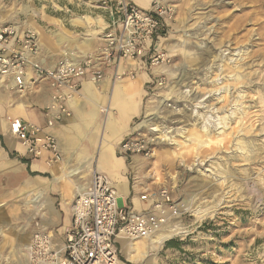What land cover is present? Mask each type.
I'll list each match as a JSON object with an SVG mask.
<instances>
[{"label":"rangeland","instance_id":"374dc122","mask_svg":"<svg viewBox=\"0 0 264 264\" xmlns=\"http://www.w3.org/2000/svg\"><path fill=\"white\" fill-rule=\"evenodd\" d=\"M102 1L0 0V24L37 30L42 44L44 36L56 42L62 35L71 43L88 30L81 17H99ZM156 42L167 60L159 69L149 67L157 78L139 118L146 125L142 131L156 138L155 151L149 158L138 156L148 163L151 189L167 187L179 206L163 230L181 224L189 232L162 246L151 237L127 239L139 241L135 258L120 242L121 263L264 264V0H181ZM42 44L51 66L70 46L55 43L44 52ZM103 87L101 93L110 96L113 87ZM208 112L224 121L210 138L200 129ZM104 114L98 151L87 170L82 158L62 156L59 163H46L53 172L38 177L21 160L34 159L27 150L9 148L0 136V264H26L24 248L47 220L45 213L55 212L53 205L44 207L46 195L62 211L69 187L74 196L65 198L72 207L76 186L86 187L92 169L101 170L96 157L110 134ZM74 145L80 150L91 142L77 132ZM68 168L75 172L68 174ZM198 210L206 213L201 219Z\"/></svg>","mask_w":264,"mask_h":264},{"label":"built area","instance_id":"2783aa9c","mask_svg":"<svg viewBox=\"0 0 264 264\" xmlns=\"http://www.w3.org/2000/svg\"><path fill=\"white\" fill-rule=\"evenodd\" d=\"M180 1L151 0L149 8L128 0L109 4L106 6L109 21L100 37L101 44L91 51L65 47L53 67L46 65L39 35L34 29L0 24L2 83L12 82L10 90L19 93L29 92L41 81H47L51 89L44 105L46 125L11 119V135L24 141L34 159L47 154V164L61 162L58 140L47 129L72 116L70 103L81 96L82 79L87 77L100 88L108 69L113 83L125 77L134 80L136 73L122 68L128 60L144 59L150 68L164 63L167 57L154 47L153 41L160 37L166 23L173 20ZM162 84L161 79L158 85ZM101 112L105 113L106 109ZM145 127L141 121L133 125L116 145L119 155L145 158L154 155L156 138L142 131ZM140 199L148 203L147 208L138 210L121 202L109 176L93 169L88 185L72 204V220L64 229L63 242L56 243L44 230L33 233L24 248L26 264H122L120 236L129 239L152 236L179 213V206L167 187L155 193H143Z\"/></svg>","mask_w":264,"mask_h":264},{"label":"crops","instance_id":"0c3cea01","mask_svg":"<svg viewBox=\"0 0 264 264\" xmlns=\"http://www.w3.org/2000/svg\"><path fill=\"white\" fill-rule=\"evenodd\" d=\"M130 1L142 8H149L150 6V4L143 5L141 3L142 0ZM108 3L110 2L107 0L102 1L99 17H81L82 19H87L86 21L89 23V27L87 32H81L83 34V37H81L78 41L70 43L68 42L67 37L65 35H62L59 38V41L54 42L52 40L49 41L48 38L44 36L43 44L41 40L43 51L50 52L51 47L55 48V43L57 45H61L60 48H62L64 45H70L69 47L76 48L81 51H91L93 49H96L101 44L100 37L108 25L109 15L108 10L106 9ZM153 45L157 48L156 40L153 41ZM46 65L53 67L50 64H47V62ZM122 68L131 69L136 73V78L134 80H129L127 78L126 80L122 81V83L117 84L118 89L121 91V93H123L122 99H133L134 104L137 105L135 113L126 112L123 107H121V111H117V108L119 106L112 99L115 86L111 91L112 97H109L108 93L102 94L97 91L92 82L87 77H84L82 79V91L85 97H79L71 101L70 107L72 110V116L56 127L49 128L47 130L57 138L63 157L72 160L82 158L84 160V163L92 156L93 153H95L99 146V132H101L102 128V124L99 122L102 112H99V109H101V106L110 104V108L113 107L115 109L113 111H111L112 108L109 110L111 111L112 115L108 119V127L110 124V134L108 140H112V145L107 146L104 149V153H99L97 155V163L101 165V171L106 173L116 185L117 190L123 200H121V202H125L129 206H134L136 209L141 210L148 207V203L140 199L141 194L146 192H148L149 194L155 193L154 190L151 189V177L147 168L148 163L146 162V160H143L145 158L142 159L138 155H119L115 145L117 143V140H121L126 135H128L133 125L140 120L139 118L143 114L144 110V106L142 105L143 99H145V97L148 95V88L151 86V84L154 83V79L157 78V76L155 77V73L157 71L155 73L151 71L146 65L144 59H137L130 63L127 62L122 65ZM109 73L110 71L108 69L107 77L102 84V86H104V90L106 89V91L111 90ZM50 92L51 89L47 81H41L37 86L32 87L28 93L19 95L13 94L11 90L5 89L3 85L0 84V94L2 96L0 98V115L3 119L0 126V136L6 145V134L12 136L10 133L9 121L14 118L13 113H15V109L11 111L10 108L20 101L26 102L29 105L27 107V111L21 109L17 110V112H20L22 114L20 118L25 122H32L45 126L46 120L44 115V105L50 98ZM77 132H80L82 135H84L85 139L91 142V145L80 150L76 149L74 143L76 140ZM120 134L122 136L121 139H119L118 137V135ZM16 139L17 138H15L14 141H16ZM102 146H100V148ZM15 148L16 147L11 149L21 152L20 150ZM46 156L47 154L39 159H33L31 161L29 160L25 162L29 170L38 172L36 173L38 177H42L40 172L48 170L50 172H53V169H50L46 164ZM68 188L67 190H65L63 195L65 204L62 207V211L58 210L55 207L52 198L49 195H46L52 200L55 212L52 213L53 215L51 216L50 213L47 212V210L45 211L47 212L45 213L47 215L45 219L47 220L42 223L40 230H42L43 225H45L43 230L49 232L53 236L56 243L63 242L64 229L68 225H70L72 220L71 207L68 206L69 200L65 197L70 196V194L71 197H73L74 195Z\"/></svg>","mask_w":264,"mask_h":264},{"label":"bare ground","instance_id":"6f19581e","mask_svg":"<svg viewBox=\"0 0 264 264\" xmlns=\"http://www.w3.org/2000/svg\"><path fill=\"white\" fill-rule=\"evenodd\" d=\"M151 0H142L141 1V3L143 4V5H149L151 2H150ZM150 7V6H149ZM18 27V26H17ZM37 31V30H36ZM39 33V32H38ZM39 41H40V39H39ZM41 44V43H40ZM132 61H135V60H128V62L130 63V62H132ZM157 67H160V65H158V66H156L155 68H157ZM164 71H166V70H164ZM31 75V73H29V76ZM129 79V80H132L131 78H129V77H125V78H122V79H120L119 81H116L115 83H113V81H112V79L111 78H109L110 79V83H111V86L112 87H114L115 89H114V92H113V97H112V99L114 100V102L119 106L118 108H117V111L119 110V111H121L120 109H121V107H123L125 110H126V112H130V113H132V112H136L135 110H136V108H137V105L136 104H134V101H133V99H129V100H123L122 98H123V93H121V91L118 89V86H117V84H120V83H122V81H124V80H126V79ZM136 82V81H135ZM0 84H2L3 85V87L5 88V89H7V90H10V88H11V86L13 85V83L12 82H9V83H6V84H4V83H2V81L0 80ZM93 85H94V87H95V89L97 90V91H99L100 93L102 92V90L99 88V87H97V85H95L94 83H92ZM91 88V87H90ZM19 93V92H18ZM24 93H26V92H24ZM19 94H23V93H19ZM82 94H83V98L85 97V95H84V93H83V91H82ZM127 95V94H126ZM109 96V97H110ZM2 96H1V94H0V98H1ZM126 98H127V96H126ZM21 99V98H20ZM23 100V99H22ZM203 101V100H202ZM202 101L200 100L198 103L199 104H201L202 103ZM115 105V104H114ZM29 105L26 103V102H18L17 104H15L13 107H11L10 108V110L11 111H13L14 109V111H15V113H13V115H14V118L13 119H15V118H20L21 117V113L20 112H17V110L18 109H21V110H26L27 111V107H28ZM103 109H106V114H105V117H106V121H107V126H108V119L111 117V115H112V113H111V111H109L110 110V107H109V104L108 105H105V106H101V109H100V111L99 112H101ZM32 113V112H31ZM0 114H1V111H0ZM115 115V114H114ZM95 116H98V115H95ZM2 117H1V115H0V126H1V124H2ZM118 121H119V119H118ZM8 122V121H7ZM32 123V122H31ZM113 123V122H112ZM118 123V122H117ZM223 123H224V121H223V118L221 117V116H214L211 112H208L207 114H205L204 116H203V119H202V121H201V126H200V129H202V131L207 135V136H209L208 138H210V135H211V133H212V129H213V127H215V129H221L222 127H223ZM83 127V126H82ZM109 127H110V124H109ZM107 128V127H106ZM110 129V128H109ZM117 129V128H116ZM221 131V130H220ZM117 132V131H116ZM165 135V134H164ZM213 135V134H212ZM109 137V136H108ZM118 137H119V139H121L122 138V136H121V134L120 135H118ZM16 137H14L13 135L12 136H9V135H7L6 134V143H7V146L8 147H10V148H14V147H16L15 149H18V150H20L21 152H23V151H25V149H26V145H25V143H24V141H22V140H20V139H16V141H14V139H15ZM202 140V139H201ZM112 140H108V139H105V142H104V144H103V146L100 148V152L99 153H104V149L107 147V146H109V145H112V142H111ZM100 142V141H99ZM209 142H210V140H209ZM98 151V150H97ZM98 153V154H99ZM86 166H87V168H86V170L87 169H89V168H91L92 166H93V156L92 157H90L85 163H84ZM13 165V164H12ZM99 168L101 169V165L99 164ZM93 170V169H92ZM99 171H101V170H99ZM73 172H75V169H71V168H68V174L69 173H73ZM59 178H61V176H58L57 178H56V180H58ZM66 179V178H65ZM114 183V182H113ZM116 186V185H115ZM118 186V185H117ZM76 189H78V192H77V195L78 194H80L84 189H85V187L84 186H76ZM43 204H44V207H46V206H49V207H52V205H53V203H52V200L49 198L48 199V201H45L44 200V202H43ZM49 210V209H48ZM205 211L204 210H198L197 212H196V214H197V216H198V218H203L204 217V215L206 214V213H204ZM189 231H188V229H187V227L186 226H184V225H181V224H178V225H175L174 227H172V228H168L167 230H163V232H161V233H159V234H154V236L152 235V236H147V237H144V238H142V239H145V238H148V237H151L150 239H152V242H153V244L155 245H157V246H162V245H164V243L166 242V241H168V240H170V239H172L174 236H176V235H178V234H186V233H188ZM120 239H121V242L123 243V249H124V251H125V253L126 254H129L130 255V258H135V257H137V255L141 252V251H139L140 249H139V247L137 246V243H139V241H137V242H133V243H130V244H128V242H127V239H129V238H127V237H124V236H120ZM138 239H141V238H137V239H129V240H133V241H136V240H138ZM28 244V243H27ZM27 246V245H26ZM26 248V247H25ZM130 249H133V251H134V253H133V251H131ZM136 251V252H135ZM22 255H24V253H22Z\"/></svg>","mask_w":264,"mask_h":264},{"label":"trees","instance_id":"16d2710c","mask_svg":"<svg viewBox=\"0 0 264 264\" xmlns=\"http://www.w3.org/2000/svg\"><path fill=\"white\" fill-rule=\"evenodd\" d=\"M21 160H22L23 162H27V160H26L25 158H21Z\"/></svg>","mask_w":264,"mask_h":264}]
</instances>
